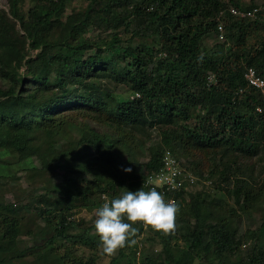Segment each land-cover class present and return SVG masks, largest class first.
<instances>
[{
    "label": "trees",
    "instance_id": "obj_1",
    "mask_svg": "<svg viewBox=\"0 0 264 264\" xmlns=\"http://www.w3.org/2000/svg\"><path fill=\"white\" fill-rule=\"evenodd\" d=\"M73 1L7 0L9 11L0 10V177L14 178L3 157L23 154L22 169L31 173L35 186L43 181L45 191L28 200L34 210L27 213L15 199L0 195V264H97L100 240L94 225L77 232L81 225L68 217L77 200L89 205L90 184L97 193L114 196L125 183L111 180V173L93 171L92 162L97 155L105 158L106 171L117 163L120 148L130 153L133 142L125 131L130 140L152 130L161 136L146 162L141 165L131 156L121 166L132 169L126 188L131 192L150 190L142 183L160 170L166 149L214 150L223 159L233 153L248 158L264 153V113L256 111L261 92L245 80L249 68L264 78V6L241 0H86L76 12ZM259 7L254 17L231 13V8L247 12ZM69 8L79 17H69L62 37ZM212 35H222L223 41L208 48ZM79 109L109 132L72 125L67 114ZM70 129L81 132L77 142L70 140ZM66 159L72 171L55 183L57 167ZM35 160L44 164L38 167ZM141 168L145 174H136ZM77 171L95 173V178L82 187ZM216 172L220 184L234 177L236 203L241 205L243 195L248 203L239 169L232 163L222 170L216 165L209 177ZM156 190L176 203L184 202L187 193L169 186ZM189 196L186 210L178 204L175 230L157 233L162 253L147 255L143 264H194L198 259L264 264L263 245L249 244L246 232L230 230L220 213L206 207L200 192ZM142 232L139 228L135 239ZM252 234L264 238V224L257 236ZM21 237L35 242L21 248ZM173 239L183 245L174 248ZM77 247L91 253L79 255ZM119 256L110 264L128 262Z\"/></svg>",
    "mask_w": 264,
    "mask_h": 264
},
{
    "label": "rangeland",
    "instance_id": "obj_2",
    "mask_svg": "<svg viewBox=\"0 0 264 264\" xmlns=\"http://www.w3.org/2000/svg\"><path fill=\"white\" fill-rule=\"evenodd\" d=\"M242 3L246 5H251L252 3L257 4L258 6L262 7L264 6V0H241ZM86 0H74L73 1V7L76 8L77 11H82V9L85 8ZM262 5V6H261ZM29 7V3H27L26 8ZM72 7V8H73ZM72 8H69L67 10V13L63 16V27L61 28L60 35L62 37H65L66 35V29L70 26V20L69 17H79V14H73ZM0 10H5L6 12L9 11L8 2L7 0H0ZM89 36H95L96 33L90 32L88 34ZM223 40L217 39L216 35L209 36L206 41V46L208 48L214 47L215 45L221 43ZM123 91L122 88L120 89V92ZM82 112V113H80ZM74 113L68 115L67 114V120L72 124H77L78 129L82 126H88L94 128V132L96 134L109 132L110 129L105 128V126L98 124V121H95L91 119L90 117H87V112H84V110H76L75 115ZM73 115V117H71ZM81 132H78L77 129H70L69 135L71 141L77 142L78 137L76 135L80 134ZM125 136L128 139L127 141H132L131 143V151L134 152L127 153L126 151H122L120 148L116 155L117 163L114 165H111L108 167L106 171L102 170L104 168V165H108V161L101 157L100 155L92 157V162L95 167L93 168V171L97 170V172L102 171L103 173H111L109 176L111 180L115 178H119L122 182H125L124 184H119L117 191V194H114V196H110L107 193H97L96 185L90 184V187H92V191L89 192V205L87 207L83 206V202L76 201L77 207H75L72 211V214L69 215L68 219L70 221H74L75 223L80 224L81 226L78 227L76 230L77 232H80L81 229L90 227L94 225V221L96 219V211L98 208L102 207V205L106 202H109L110 200L114 198H119L122 196L128 186L131 185V179L129 176V173L124 171V168L121 166L128 163L132 158L139 163L143 164L148 159V148L152 146L153 144H158L161 140V136L159 137V133L155 130H152L151 133L148 136L141 137L137 134V136L134 138V140H130V134L126 133ZM142 138V139H141ZM178 156L185 160L186 164L188 165V170L195 174V171L199 173V175H196V177L199 179L197 180L194 185L187 186V193L184 196V202L181 200H178L177 204L181 203L182 209L181 211L186 210V208L189 205L190 196L189 194H195L200 192L203 194L204 198L206 199V207L209 208L210 211L215 213H220L221 218L225 219V222L228 224V228L232 231L237 230L238 233H244L246 232L249 241V244L255 245L260 244L264 246V238H259L257 236V233L260 229V227L264 224V153L260 152L256 155L248 158L244 157L240 154H231L223 159L222 153L214 150H208V151H200V150H180L178 152ZM25 155L19 154L16 152L11 153L7 157H3L1 160L2 163L6 164L9 167V171L12 170V174L14 173L13 180L10 177H0V195H8L9 200H14L16 202H19L24 206V212H30L33 211L34 208L31 207L28 200L30 198L38 197L40 194H43L44 188L42 187L43 181H39L37 186H35L31 173L28 170L22 169V161L24 160ZM67 159L64 161V163L59 164L57 167V171L59 173L58 176L54 178L55 183H59L62 181L63 175L65 172L70 171L72 169V166L66 164ZM35 163L38 167L43 165L44 163H39V161L35 160ZM225 163L233 164L235 169H239V172H237V178L238 180L245 182L244 183V189L245 192L250 195V200L244 201L245 195H243L241 205L237 204L235 201V194H234V188L235 184L233 185L234 177L231 178L232 182H222L221 184V175L219 172H216L215 175H213L211 178L209 177V171L213 169V166L216 165L219 166V170H222ZM118 172L117 174L112 172ZM131 168V167H129ZM132 170V169H131ZM72 171V170H71ZM77 174L75 176L80 181V186L86 187L89 186V182L95 178V173L87 174L84 171H77ZM142 173L145 174V169L141 168L138 169L136 174ZM106 174H104L106 176ZM107 177V176H106ZM169 177V173H167V167L163 169L161 174L154 177L153 185L155 189H161L163 191V185H166L165 179ZM75 178V177H74ZM143 187H146L148 189H152L153 186L142 183ZM238 187V185H236ZM136 189L138 187L136 186ZM176 190L184 189L181 186H176V188H171ZM163 193V192H162ZM164 194V193H163ZM162 194V195H163ZM174 200L173 198L165 199V201ZM209 203L218 204L219 206L216 207H209ZM179 205V210H180ZM206 212V211H205ZM178 215V214H177ZM176 215V216H177ZM213 220V219H212ZM176 222V219H175ZM135 227L143 228V232L141 236H139L136 240L137 243L134 246V250L130 251V247L125 248L123 251L124 253L122 256H119V250L117 253L113 256H107L103 254L102 249L100 247L99 251H97L99 255V259L97 261V264H110L112 258L118 257L120 259L126 258L128 262H123L121 264H143V259L147 256H157L158 253H162L163 246L161 243V237L158 236V232H154L151 228H145L142 224H136L133 225ZM255 233L257 238H254L252 233ZM97 235V234H96ZM175 235H173L174 237ZM152 239V240H150ZM257 239V240H256ZM35 241L32 238L28 237H21L19 241V245L21 248L30 247L33 245ZM177 243H180V245H183V242L179 241L177 239H173L171 241V245L174 248H177ZM249 246V245H248ZM245 249V248H244ZM77 251L79 255H83L85 253L86 256H89V252L85 248L77 247ZM157 253V254H156ZM168 264V263H164ZM194 264H209L207 260H197Z\"/></svg>",
    "mask_w": 264,
    "mask_h": 264
},
{
    "label": "clouds",
    "instance_id": "obj_3",
    "mask_svg": "<svg viewBox=\"0 0 264 264\" xmlns=\"http://www.w3.org/2000/svg\"><path fill=\"white\" fill-rule=\"evenodd\" d=\"M178 152L179 150L172 152L166 149L161 158L160 170L148 174L145 183L151 186L156 185L151 179L161 174L165 166H170L177 171L173 178L176 183H181L182 188L186 189L187 186L198 182L199 179L188 170V165L178 156ZM125 171L131 172V168ZM170 172L171 170H167V173ZM178 212L179 205L174 200L166 202L164 196L154 186L149 191L142 188L136 192L125 190L122 196L104 203L96 211L94 228L103 254L113 256L126 246H134L137 243L135 237L138 234V229L133 226L136 224H142L145 228H151L154 232L164 235L172 233L175 230Z\"/></svg>",
    "mask_w": 264,
    "mask_h": 264
},
{
    "label": "built area",
    "instance_id": "obj_4",
    "mask_svg": "<svg viewBox=\"0 0 264 264\" xmlns=\"http://www.w3.org/2000/svg\"><path fill=\"white\" fill-rule=\"evenodd\" d=\"M262 8H257L254 10H250V11H240L237 10L235 8H231V13L235 16H239L241 18H249V17H254L255 14L260 11ZM264 9V7H263ZM220 39L223 40V36H220ZM245 80L247 81L248 85L251 87H255L257 89L260 90L261 92V96H262V102H261V106H258L256 108V111L258 113H264V78H262L261 76H259L256 72L255 69L253 68H249L247 70V72L245 73ZM243 91H241L242 93ZM167 170H171V172L169 173V177L165 179L166 184L170 187V188H176V186H180L181 183H176L175 179L173 178V175L177 174V171L175 169H172L170 166L167 167Z\"/></svg>",
    "mask_w": 264,
    "mask_h": 264
}]
</instances>
